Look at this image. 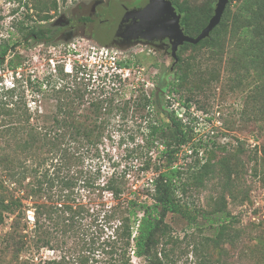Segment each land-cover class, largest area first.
Here are the masks:
<instances>
[{
    "label": "trees",
    "instance_id": "trees-1",
    "mask_svg": "<svg viewBox=\"0 0 264 264\" xmlns=\"http://www.w3.org/2000/svg\"><path fill=\"white\" fill-rule=\"evenodd\" d=\"M19 1L27 10L24 21L18 24L24 41H52V30L42 26L28 28L25 24L35 18L34 13L38 23L50 21L51 12L58 10V0ZM216 1L207 0L202 8H192L185 1L175 2L184 14L181 24L187 35L197 37L207 26ZM220 25L199 44L186 43L180 48L179 62L159 76L151 95L142 91L135 99L116 103L117 97L124 94L121 75L106 72L96 84L98 80L85 77L82 69L65 73L59 68L55 70L58 82L51 87L55 112L46 115L44 122H48L44 126L32 122L33 115L25 102L16 99L14 90L0 93V228L12 219L9 229L0 231V263L3 256L6 260L10 255L7 264H133L132 256L141 259L140 264H170V254L178 243L167 221L170 214L185 219L189 228L215 230V238L209 240L216 246L227 239L234 241L230 230L236 218L227 210L224 192L213 199L210 211L199 208L191 199L193 191L205 188L216 168L223 173L224 161L209 146L196 142L191 128L175 110L168 112L163 108L164 101L171 106L173 97L190 91L187 84L192 60L196 58L185 60L182 52L216 46L215 33ZM14 44L10 40L0 42V65ZM129 65L119 63L120 67ZM190 102L187 98L182 104L185 113ZM132 108L136 112L147 110V136L133 152L142 161L140 171L153 172L149 186L140 192L129 185V170L113 172L103 183L101 170L93 174L80 169L89 153L99 152L110 116L121 113L124 117ZM158 114L168 120H158ZM42 116L38 114L36 118ZM184 148H188L185 159L190 162L179 165ZM152 152L157 155L154 157ZM28 162L32 164L27 165ZM74 167L78 171H73ZM225 170L224 187L230 190L232 173ZM80 189L88 192L89 201L94 204L108 194L113 205L104 213L97 210L93 215L82 203ZM26 200L32 203V227L23 221ZM99 205L106 207L104 202ZM87 217L91 221L84 224ZM108 228L113 232L105 238ZM70 239L74 242L68 247ZM43 250L54 256H41ZM97 251L102 258L97 257ZM200 264L215 263L205 259Z\"/></svg>",
    "mask_w": 264,
    "mask_h": 264
},
{
    "label": "rangeland",
    "instance_id": "rangeland-1",
    "mask_svg": "<svg viewBox=\"0 0 264 264\" xmlns=\"http://www.w3.org/2000/svg\"><path fill=\"white\" fill-rule=\"evenodd\" d=\"M107 1L58 0V10L51 12L50 21L38 23L34 13L35 18L25 24L28 28L42 26L52 30L54 39L49 42H25L18 24L24 21L26 8L19 0H0V42L10 40L15 43L0 65V93L14 90L16 99L25 102L33 115L32 122L45 126L48 122H44L46 115L55 112L56 100L51 87L58 82L59 74L55 70L59 68H63L65 73L82 69L85 77L92 76V80H98L96 84L106 72L121 75L123 84L120 88L124 94L117 97L116 103H122L135 99L142 91L151 95L157 88L159 76L173 67L174 59L167 46L145 42L130 46L99 44L83 34L71 38L67 32L69 27H62L67 23L74 25L76 14H87L93 5ZM182 1L192 8H202L207 0H180L179 3ZM263 9L264 0H231L215 33L217 45L195 50L189 48L181 54L185 60L196 58L192 60L193 68L187 84L190 91L173 97L171 106L166 101L163 103L165 110H175L186 122L196 142L209 146L224 161L223 173L220 174L216 168L215 172L210 173L205 188L193 191L191 199L196 201L199 208L210 211L214 205L213 199L224 192L227 210L236 218L230 230L234 241L226 238L216 246L209 240L215 238V230L206 227L201 232L197 228H189L185 219L170 214L167 221L178 241L170 254V264H200L205 259L215 264H264ZM120 62L130 65L120 67ZM57 86L60 87V84ZM187 98L191 102L188 113H185L182 104ZM38 114L43 116L37 119ZM146 114L147 110L136 112L132 108L124 117L121 113L110 116V125L99 152L89 153L80 169L91 170L93 174L101 170L100 182L103 183L113 172L129 170V185L133 191L140 192L148 187L153 172L140 171L142 161L133 152L136 144H143V138L147 136ZM157 119L168 120L159 114ZM187 149H183L179 165L190 162V159H185ZM156 155L154 152L153 156ZM77 168L74 167L73 171H78ZM226 168L233 178L230 190L224 187ZM78 192L82 203L93 215L97 210L104 213V209L113 205L108 194L94 204L89 201L88 192L82 189ZM103 202L106 204L104 208L99 205ZM24 203L23 221L32 227V203L30 200ZM102 219L100 217L99 223H102ZM11 221L7 220L0 231L8 230ZM89 221L87 217L84 224ZM112 232L106 229L104 237L107 238ZM73 242L68 240V247ZM96 255L102 258L100 251ZM41 256L53 257L54 254L43 250ZM10 257L7 255L5 260L3 256L0 264H7ZM132 262L140 264L142 260L132 256Z\"/></svg>",
    "mask_w": 264,
    "mask_h": 264
},
{
    "label": "water",
    "instance_id": "water-1",
    "mask_svg": "<svg viewBox=\"0 0 264 264\" xmlns=\"http://www.w3.org/2000/svg\"><path fill=\"white\" fill-rule=\"evenodd\" d=\"M230 1L217 0L213 16L197 37L184 33L181 15L177 13L171 0H146L139 8L128 11L126 19L123 17L119 21L115 31L129 34L135 41L160 42L168 39L171 56L174 63H177L179 48L186 43L197 45L209 38L221 23Z\"/></svg>",
    "mask_w": 264,
    "mask_h": 264
},
{
    "label": "flooded vegetation",
    "instance_id": "flooded-vegetation-1",
    "mask_svg": "<svg viewBox=\"0 0 264 264\" xmlns=\"http://www.w3.org/2000/svg\"><path fill=\"white\" fill-rule=\"evenodd\" d=\"M145 1L146 0H108L106 3L98 2L89 9L87 14H76L74 16V19L76 20V23H74V25L69 26V24L67 23L62 27H69V30L67 32L68 34H70L71 38H74L79 34H83L99 44L130 46L138 42H145L154 44L156 46H167L169 50H171L168 39L160 42H147L144 40L135 41V39H133V37L129 34H119L115 31L117 24L123 17L128 14V11L139 8ZM171 1L177 13L181 15L182 23L184 14L180 12L178 5L175 4V2L179 3L180 0ZM182 28L184 30L183 26ZM61 35L64 36L65 33L62 32Z\"/></svg>",
    "mask_w": 264,
    "mask_h": 264
}]
</instances>
